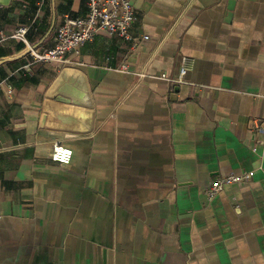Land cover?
Returning a JSON list of instances; mask_svg holds the SVG:
<instances>
[{"label":"crops","instance_id":"1","mask_svg":"<svg viewBox=\"0 0 264 264\" xmlns=\"http://www.w3.org/2000/svg\"><path fill=\"white\" fill-rule=\"evenodd\" d=\"M131 1L148 41L99 33L64 65L14 34L47 51L87 0L0 7V264H264V0ZM183 57L185 82L162 79ZM65 69L93 105L68 117L48 98ZM242 172L255 175L208 201Z\"/></svg>","mask_w":264,"mask_h":264},{"label":"built area","instance_id":"2","mask_svg":"<svg viewBox=\"0 0 264 264\" xmlns=\"http://www.w3.org/2000/svg\"><path fill=\"white\" fill-rule=\"evenodd\" d=\"M87 6L88 12L85 17L67 16L64 18L58 28L54 47L47 51L41 52L27 43L28 27L26 26L19 27L14 37L28 46L29 55L37 62L63 65L68 63V56L79 55L85 44L92 41L99 33L130 40L133 47L150 39L148 36L140 39L132 35V27L138 20V16L131 0H87ZM190 66L191 59L183 57L177 79H170L166 75H162L161 78L171 83H184ZM122 70L127 71V67L124 66ZM7 93L8 95L13 94L12 87H8ZM260 134H264V120H255L253 121V135L257 138ZM256 141L258 144L261 143V140ZM51 159L56 163L69 164L72 159V150L55 144ZM254 175V172H242L215 179L205 192L208 201L215 200L227 186L250 182ZM2 219L3 215L0 212V220Z\"/></svg>","mask_w":264,"mask_h":264},{"label":"water","instance_id":"3","mask_svg":"<svg viewBox=\"0 0 264 264\" xmlns=\"http://www.w3.org/2000/svg\"><path fill=\"white\" fill-rule=\"evenodd\" d=\"M11 2L12 0H0V7L10 6ZM48 98L51 102V113H58L65 117H68L70 112L79 110L84 112L83 109H91L93 106L86 78L83 73L75 69L63 71L50 89ZM85 130H89V127Z\"/></svg>","mask_w":264,"mask_h":264}]
</instances>
